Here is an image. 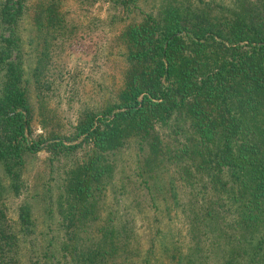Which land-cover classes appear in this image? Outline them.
I'll list each match as a JSON object with an SVG mask.
<instances>
[{"label":"trees","instance_id":"16d2710c","mask_svg":"<svg viewBox=\"0 0 264 264\" xmlns=\"http://www.w3.org/2000/svg\"><path fill=\"white\" fill-rule=\"evenodd\" d=\"M118 1L139 12L140 0ZM25 2L0 0V170L11 178V195L24 187L31 196L40 192L37 172H27V182L20 176L26 155L45 149L52 158L81 142L88 149L62 168L59 189L46 204L63 230L58 239L50 228L31 235L29 200L9 219L0 184V264H23L25 233L26 264H47L39 262L44 256L59 263L50 250L54 241L65 264H107L132 232L128 214H119L117 227L97 223L100 204L108 194L124 193L129 176L184 223L168 239L171 263L264 264V0H166L154 13L128 19L119 32L120 87L99 107L82 106L64 137L30 130L28 89L31 81L37 89L42 83L44 42L27 76L18 52L12 56L18 20L26 15L42 41L62 19L60 2ZM165 123L168 140L156 130ZM130 142L135 163L119 175L116 153ZM42 185L48 195V182ZM93 223L96 233H90Z\"/></svg>","mask_w":264,"mask_h":264},{"label":"rangeland","instance_id":"374dc122","mask_svg":"<svg viewBox=\"0 0 264 264\" xmlns=\"http://www.w3.org/2000/svg\"><path fill=\"white\" fill-rule=\"evenodd\" d=\"M33 0H26L30 3ZM61 21L56 29L45 35L44 40L37 41L32 23L28 22L26 15L18 20L15 27L18 36L17 49L20 63L25 69V75L29 73L35 64L36 55L40 46H45L44 65L46 68L39 77L42 79L38 89L32 81L29 83L28 99L33 106L30 130L33 134L47 135L55 132L67 135L70 132V124L74 123L75 117L82 106L99 107L104 101L113 97L121 84L122 70L125 66L123 57V41L119 34L120 29L130 18H135L146 11L154 13L161 3L166 0H140L139 12H129L118 0H58ZM209 3L212 0H205ZM226 1V0H224ZM223 0H218L224 5ZM158 135L163 139H170L169 124L156 127ZM63 138L65 143L77 142ZM88 145L81 142L67 153L48 157L50 152L40 149L34 154L26 155L24 174L22 178L27 182L31 179L29 174H37L33 177L40 191L38 195H30L31 191L20 189L19 194L11 195L7 187L10 181L8 173L0 170V184L2 190L5 214L9 219H15L17 205L24 202L31 205L32 216L35 217L36 225L33 226L34 235L45 229H52L54 239L62 234V228L56 223V216L46 214L48 200H53L57 193L61 179L62 168L69 165L73 159L79 158ZM136 147L128 143L123 145L116 153L118 174H129L134 166ZM51 162V164H50ZM27 178V180L25 178ZM125 179V178H124ZM123 181V178H121ZM48 182V195L42 194L44 186L42 182ZM126 191L114 197L108 194L100 204V214L97 223H104L105 228L114 225L119 226V214L129 217L131 228L130 239H125L118 246L110 264H173L167 250L168 239L180 235L184 230V223L180 222L173 211L170 215L159 202L158 197L151 199L142 188L135 183L134 177L129 176L123 182ZM42 187V188H41ZM112 191V190H111ZM110 191V192H111ZM50 193V194H49ZM126 211L123 212V211ZM172 215V216H171ZM174 215V216H173ZM124 216H120V220ZM91 225L90 233H96L98 224ZM109 224V225H107ZM102 229V228H101ZM160 231H166L159 232ZM164 233V235H163ZM22 237V249L18 255L23 264L27 253V233ZM90 235V234H89ZM42 235L40 237H44ZM43 245L46 240L38 239ZM36 243V242H35ZM32 254L37 253L36 244ZM170 242V244H172ZM169 244V245H170ZM61 243L54 241L51 251L56 255L59 263L62 262L59 248ZM25 249V250H24ZM63 251V250H61ZM108 259V263L109 260ZM54 263L55 257L44 256L39 262ZM48 261V262H47ZM51 261V262H49ZM107 263V264H108Z\"/></svg>","mask_w":264,"mask_h":264}]
</instances>
